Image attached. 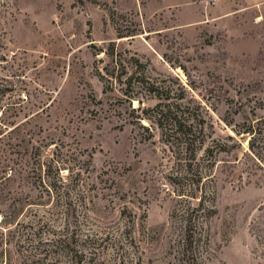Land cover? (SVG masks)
<instances>
[{
    "label": "rangeland",
    "instance_id": "obj_1",
    "mask_svg": "<svg viewBox=\"0 0 264 264\" xmlns=\"http://www.w3.org/2000/svg\"><path fill=\"white\" fill-rule=\"evenodd\" d=\"M178 1L0 0V264H183L187 220L197 264H264V0ZM151 85L211 118L191 172Z\"/></svg>",
    "mask_w": 264,
    "mask_h": 264
},
{
    "label": "trees",
    "instance_id": "obj_2",
    "mask_svg": "<svg viewBox=\"0 0 264 264\" xmlns=\"http://www.w3.org/2000/svg\"><path fill=\"white\" fill-rule=\"evenodd\" d=\"M135 63L142 66L138 60H135ZM149 91L154 93V95H156L159 99L155 112V118L158 119L156 125L162 130V132H167L166 135L170 140H167L166 143H168L170 147L178 149L180 153L185 155L187 163L185 167L189 172H191L193 170L192 163L194 158H196L197 152L204 148L205 142L208 138H212L207 134V130L209 128L214 129V125L208 115V112L205 110V114H202V111H204L202 104H197L198 106L196 107V111H194V113H191L189 108L182 109V106L178 103L165 104V101L169 98L161 96L159 88H156L155 85H151ZM198 118L200 119V122L198 121ZM200 174L201 173H199V175ZM58 195L59 198H61V194L58 193ZM65 204L67 205L68 210L72 209V203L66 201ZM194 227H197V225L193 226L192 221L187 220L184 232L179 242H177L178 248L183 256V264H197L195 248L197 240H201V238H196V228ZM63 233L64 232L62 230L59 233L56 232L54 235H57V239H52L50 241V244H52L54 249L59 247L67 249L66 247L74 243L76 233L72 232L71 236L64 235ZM23 238H25L24 241H22ZM31 238L32 239H29V237L25 234L20 236L21 242L31 240V242L33 241L36 243L34 245L36 250L46 251V249L41 250L42 245L40 244H48V242L42 243V236H39L38 231H33ZM106 239L99 238L96 241V244L101 245L103 242H106ZM39 245L40 248L38 249Z\"/></svg>",
    "mask_w": 264,
    "mask_h": 264
},
{
    "label": "crops",
    "instance_id": "obj_3",
    "mask_svg": "<svg viewBox=\"0 0 264 264\" xmlns=\"http://www.w3.org/2000/svg\"><path fill=\"white\" fill-rule=\"evenodd\" d=\"M175 8L176 10V15L180 19V21L184 24H187L185 21L186 15L190 12V10L196 11L197 9H205L207 7L205 0H199L195 3H188L182 0H179L178 3H176Z\"/></svg>",
    "mask_w": 264,
    "mask_h": 264
}]
</instances>
